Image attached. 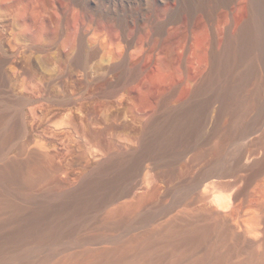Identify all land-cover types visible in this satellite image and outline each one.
Segmentation results:
<instances>
[{"label": "bare ground", "instance_id": "6f19581e", "mask_svg": "<svg viewBox=\"0 0 264 264\" xmlns=\"http://www.w3.org/2000/svg\"><path fill=\"white\" fill-rule=\"evenodd\" d=\"M150 7L93 37L96 89L52 81L68 125L38 155L1 158L8 124L0 264H264V0Z\"/></svg>", "mask_w": 264, "mask_h": 264}, {"label": "rangeland", "instance_id": "374dc122", "mask_svg": "<svg viewBox=\"0 0 264 264\" xmlns=\"http://www.w3.org/2000/svg\"><path fill=\"white\" fill-rule=\"evenodd\" d=\"M155 1L162 5L163 0H0V138L8 124L11 129L1 158L29 159L30 155H38L37 138L53 141L56 133L67 128V111L48 114L39 99L55 93L52 81L57 77L62 79L66 93L85 87L96 89V77L106 64L103 53L87 64L80 59L90 52L93 37L105 39L109 33L117 36L118 22L126 21L133 30L134 20L152 14L150 5ZM140 68L135 66L134 70ZM110 76L118 90V79ZM127 89L102 98L99 104L103 109L111 107L113 103L108 101L118 103ZM208 136L210 129L204 131L203 140ZM43 161L37 158L33 166ZM84 164L83 158L75 159V171ZM171 197L167 204L178 198Z\"/></svg>", "mask_w": 264, "mask_h": 264}]
</instances>
